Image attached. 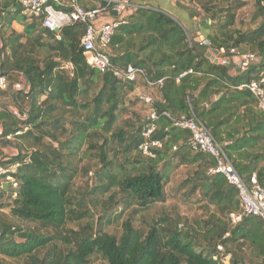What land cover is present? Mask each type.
Segmentation results:
<instances>
[{"label":"trees","instance_id":"obj_1","mask_svg":"<svg viewBox=\"0 0 264 264\" xmlns=\"http://www.w3.org/2000/svg\"><path fill=\"white\" fill-rule=\"evenodd\" d=\"M250 1L256 6L253 20L260 18V22L248 31L233 28L237 10ZM194 2L207 16V45L195 42L168 15L144 7L116 29L108 46L112 62L144 71L131 82L85 62L80 47L83 24L64 26L57 40L54 32L25 15L22 31H14L11 13L0 9V75L6 79L0 98L8 97L12 103L8 105L17 107L16 112L0 108V163L19 164L13 173L16 198L0 189V258L23 264H90L93 258L104 264H225L223 258L229 255L227 264H264L263 221L248 215L230 223L229 213L239 210L236 189L223 176L207 174L213 159L193 152L187 146L190 132L173 126L162 114L177 116L191 109L223 146L241 177L249 180L256 167L241 165L234 155L245 156V148L257 147L258 134H263L264 150V112L249 109L253 114L246 117L258 119L259 124H249L237 137L222 134V129L238 116L233 101L248 98L246 105H255L253 96L238 85L264 76V63L231 76L228 66L211 61L205 51L222 48L223 56L230 57L231 48L246 47L264 53V0ZM64 6L55 4L57 9L70 10ZM17 10L22 13L21 6ZM189 69L193 73L177 83L175 78ZM160 78L161 86L156 83ZM139 85L155 89L152 106L138 97L126 99ZM225 88L227 92L211 101ZM136 100L148 110L146 120L132 112L133 118L123 119L120 125L119 117L130 112ZM151 107L155 119L149 115ZM151 126L149 137H144ZM155 140L161 141L159 147H151L155 156H144L140 145ZM6 147L15 152L6 155ZM82 156L94 161L91 171L74 164ZM182 166L186 169L180 185L184 200L194 198L205 209L216 207L220 216L204 211L206 219H201L199 231L176 213L162 212L149 224L143 219V226L137 224L167 200L166 186ZM80 170L87 182L77 189L73 180ZM260 185L264 187V165ZM8 192L5 203L1 197ZM4 209L14 221L2 213ZM69 222L76 227H69ZM117 225L119 235L110 231Z\"/></svg>","mask_w":264,"mask_h":264},{"label":"built area","instance_id":"obj_2","mask_svg":"<svg viewBox=\"0 0 264 264\" xmlns=\"http://www.w3.org/2000/svg\"><path fill=\"white\" fill-rule=\"evenodd\" d=\"M21 6V12L28 17L36 18L43 28H46L55 34L57 40H61L60 29L66 25L73 23H81L84 25V33L80 38V47L85 62L100 71L101 73L111 72L115 77L123 82H131L136 80L139 75H144V71L132 64L113 63L109 54L108 46L116 29L128 23V15L140 7H135L131 0H93L96 5L92 7H84L77 0H70L69 11L57 9L54 2L60 3L58 0H16ZM174 1V0H169ZM194 3V0H186ZM112 11L115 15L111 16L108 21L98 25L97 20L100 15H109ZM57 30V31H55ZM203 39L199 44H208ZM208 41V40H207ZM211 49H208V51ZM217 51L218 63L223 66H232L237 72H243L250 66H256L264 63V53L258 54L249 50H237L231 48L229 50L230 57H224V50L221 48ZM68 67L71 69L72 65ZM193 73L191 69L182 72L175 78L179 82L180 77ZM163 79L156 81L160 86ZM149 85L154 84L146 80ZM6 88L5 76L0 75V89ZM239 89L247 90L255 100L257 110L264 112V76L260 75L258 79L243 81L238 85ZM137 97L146 105L152 106L153 98L143 92H139ZM163 115L172 120L173 126L188 130L190 136L187 139V146L197 153L209 155L214 164L207 169L208 175L219 174L224 177L226 183L236 189L239 203L237 212L229 213L230 223L235 224L241 220L243 216H255L264 223V187L261 186L254 174L246 181L241 177L231 160L225 153L223 146L215 140L209 129L204 123L196 117L190 109L188 113L179 114L177 116L170 115L169 112L163 111ZM149 115L155 119L157 114L155 109L151 107ZM154 128L151 126L143 136L148 138ZM10 136H8L9 138ZM161 141L155 140L151 142L145 141L140 145V151L144 156L154 157L151 147H159ZM19 167L18 163L3 165L0 163V189L5 188L11 192V197L16 198L17 181L13 173ZM227 235V233L225 234ZM218 250L222 251L219 245ZM229 256L226 255L223 261ZM216 258V256H214Z\"/></svg>","mask_w":264,"mask_h":264},{"label":"rangeland","instance_id":"obj_3","mask_svg":"<svg viewBox=\"0 0 264 264\" xmlns=\"http://www.w3.org/2000/svg\"><path fill=\"white\" fill-rule=\"evenodd\" d=\"M174 2L179 3L180 5H183V7L187 8L188 10H192L195 14L199 12V14L202 15L203 18H206L207 16L203 13L201 10L200 6L198 4L191 3L190 1L187 2L186 0H174ZM256 10V6L254 4V1H250L248 4L244 5L243 7L239 8L236 12V18L234 21L233 28L238 29L240 31H248L250 29H254L258 23L260 22V18L253 20V14ZM241 49L243 50H249L246 47H242ZM17 80V79H16ZM20 83L23 85V78H20ZM15 80H13L14 82ZM126 99H129L131 101H134V99L137 98V93L133 92H128L126 94ZM140 101V100H139ZM7 104V105H0V108L2 106L8 107L11 111L16 112L17 107L15 105H8L12 104L10 103V99L8 97H1L0 98V104ZM26 106V104H24ZM132 112L134 114H137L140 119L146 120V117L148 116V110L144 105H142L141 102L135 101V105L130 107V112H127L126 114H123L122 116L119 117L118 123L120 125L123 124L122 120L123 119H131L130 117L133 118ZM15 142V141H14ZM13 142V143H14ZM12 145V144H11ZM6 146V145H3ZM84 149V148H83ZM3 151V150H2ZM15 150L13 147H6L4 148V153L6 155L14 153ZM83 151L79 154L82 155ZM80 157V156H79ZM74 164H76L80 168H88L90 171L94 167V161L90 159L88 156H82L78 162L74 161ZM133 167V165H131ZM127 167H130L127 166ZM186 171L185 167H180L176 169L172 175L169 183L166 186V194H167V200L164 203H158L156 204L148 213H146L145 217H140L137 220V224H140L143 226V221L145 224H149L150 220L152 217H156L157 215L161 214L162 212L164 213H169V214H178L184 218H187V221L189 225H193L194 229L196 230H201L202 226V221L201 219H206V214L204 211L207 210H215L216 207L209 206L208 209H205L201 207L199 204L195 203V199H192V202H189V200H184L183 198V191L180 189V185L182 184L184 180V172ZM87 182V176L80 170L78 175L74 178L73 180V185L77 189L85 188V184ZM8 193H3L2 194V200L5 203H8ZM191 200V199H190ZM2 213H5L8 215V209L2 210ZM10 220H13L9 215H8ZM125 218V216H124ZM230 220V219H229ZM228 220V224H229ZM14 221V220H13ZM204 221V220H203ZM17 223H19L17 221ZM69 227H76V224L73 222L68 223ZM110 231L116 235L120 234L119 226H114L113 228L110 229ZM198 242V241H197ZM0 264H23L22 260H10L6 258H0ZM90 264H104V261L100 258H93L90 262Z\"/></svg>","mask_w":264,"mask_h":264},{"label":"crops","instance_id":"obj_4","mask_svg":"<svg viewBox=\"0 0 264 264\" xmlns=\"http://www.w3.org/2000/svg\"><path fill=\"white\" fill-rule=\"evenodd\" d=\"M60 3H65V6L69 7V2L70 0H58ZM82 6L84 7H92L96 5V3L93 0H77ZM59 3V4H60ZM131 3L135 5V7H140V6H145V8H149L155 11L162 12L169 17H171L173 20L177 22V24L182 27V29L185 31L186 34H189L192 39L202 41L205 39L206 35V29L204 26V21L206 20L205 18L202 17L201 14L194 13L193 16H191L190 11L183 7V5H180L179 3H176L174 1H169V0H131ZM55 4H58L54 2ZM64 6V7H65ZM63 7V6H62ZM4 8L5 12L11 13L12 23L11 27L14 31L16 32H21L23 29V21H22V16L23 14L19 12L20 5L16 0H0V9ZM112 12L109 15L103 14L100 15L97 24L100 25L105 21H108L111 16H113ZM208 50L205 51V53ZM213 61L212 59H210ZM215 60L218 63V56L217 54L215 55ZM228 73L231 76H235L239 74L240 72H237L232 66L228 67ZM228 89H232V86L227 87ZM228 89H223V91L219 92L218 94L214 95L211 101H215L216 99L219 98V96L223 92H227ZM135 93L143 92L151 97L156 96V91L153 88H147L144 86H135ZM248 98H238V100L233 101V104L238 105V112H237V118L233 117L228 123L227 128L224 131V128L222 129L223 133H228L230 135H235L236 137L240 135L242 132H244L248 127L249 124L251 126H255L259 124L258 119H251V117L247 118L246 115H251L252 112L250 110L254 111L257 110L255 105H246V101ZM250 109V110H249ZM249 110V111H248ZM223 135V137H225ZM260 136V140L257 142L255 148H245L243 152L246 155H250L249 157L245 156H236V160L241 164V165H250L252 163V166L256 167L257 171H253L252 174H254L259 181L260 184H263V155H264V150H263V134H258ZM252 157H257L255 161L252 160ZM189 168V167H188ZM251 174V175H252ZM248 175V174H247ZM246 174L244 175L245 177L247 176ZM250 175V176H251ZM185 178V176H184ZM211 213H215L219 215L217 212L214 210H210ZM220 216V215H219ZM229 256V255H228ZM229 258V257H228ZM228 258L225 259L224 263H228Z\"/></svg>","mask_w":264,"mask_h":264},{"label":"water","instance_id":"obj_5","mask_svg":"<svg viewBox=\"0 0 264 264\" xmlns=\"http://www.w3.org/2000/svg\"><path fill=\"white\" fill-rule=\"evenodd\" d=\"M112 14H114L115 15V12L114 11H112ZM55 31H57V30H55ZM195 42H197V43H199L200 41H198V40H195V39H193ZM205 42L207 43L208 41L207 40H205ZM217 54V51L215 50V49H211V50H209V51H207L206 52V55L210 58V59H212L213 60V62H217L216 60H215V55Z\"/></svg>","mask_w":264,"mask_h":264}]
</instances>
